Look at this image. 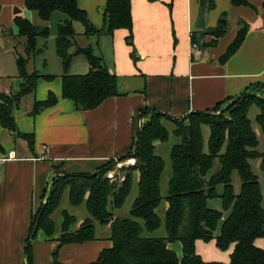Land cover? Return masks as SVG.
Instances as JSON below:
<instances>
[{
  "label": "crops",
  "instance_id": "1",
  "mask_svg": "<svg viewBox=\"0 0 264 264\" xmlns=\"http://www.w3.org/2000/svg\"><path fill=\"white\" fill-rule=\"evenodd\" d=\"M246 1L248 5L235 6L231 0H215L214 8L208 10L200 0H131L132 30L118 29L101 36L85 35L83 24L74 22L76 45L91 48L117 78L118 95L94 110H77L72 100L62 97V62L57 54H51V62L45 59L44 49L37 46L43 51L29 60L27 70L41 78L36 89L24 95L13 109L18 132L32 137L33 145L0 124V264H25L32 220L46 203L55 179L94 174L106 163L131 152L147 120L141 119V111L160 113L174 123L193 113L221 107L253 85L264 83V0ZM107 2L78 0L99 30L107 25ZM201 9L205 27L198 29ZM17 16L49 27L53 41L59 27L70 20L64 13L54 12L44 22L27 9L26 0H0V93L7 96L20 93L25 82L19 75L17 59L25 56L26 39L19 35ZM243 26L248 32L242 46L222 62ZM221 27L225 29L221 37L210 33ZM89 70L88 60L79 55L73 59L69 73L85 75ZM50 94L58 99L56 105L34 114L35 104L46 101ZM159 146L156 142L155 150ZM13 151L15 158L9 159ZM138 181L139 172H135L133 184L136 182L137 187ZM79 206L84 207L79 218L74 215L76 210L71 214L63 211L60 231L53 220L51 239L43 231L37 233L32 240L33 264H52L55 253L62 264H92L113 246L111 225L96 221L93 240L60 243L64 212L75 219L70 233H76L91 218L86 204ZM211 242L198 240L197 253L205 262L228 264L234 247L221 251L216 241ZM256 245L264 249V239L257 240ZM169 248L182 257L180 243Z\"/></svg>",
  "mask_w": 264,
  "mask_h": 264
},
{
  "label": "trees",
  "instance_id": "2",
  "mask_svg": "<svg viewBox=\"0 0 264 264\" xmlns=\"http://www.w3.org/2000/svg\"><path fill=\"white\" fill-rule=\"evenodd\" d=\"M200 1L203 9L210 10L215 6V0ZM231 2L235 6L248 5L246 0ZM26 7L36 12L44 22H48L54 12L64 13L70 18L59 27L56 38L57 55L64 69V99L72 100L77 110L89 111L118 95L117 78L106 69L102 58L91 48L76 45L73 23L83 24L87 36L112 34L118 29L131 31V0H108L105 8L107 25L100 30L89 21L78 0H26ZM16 25L19 35L26 39L25 56L17 59L19 75L25 82L15 96L0 93V124L28 140L32 146L33 138L18 132L13 109L24 95L36 89L41 76L36 72L28 73L27 65L43 51L37 48L38 40L48 39L50 29L36 26L21 16L16 17ZM247 32L246 26L239 30L222 62L228 61L240 49ZM210 33L219 38L225 29L217 28ZM79 55L86 57L90 70L85 75H71L69 70L73 59ZM250 89L233 98V104L219 114L215 113L220 108L217 106L211 111L193 113L184 120L174 121V134L180 143L174 145L170 153L173 174L166 196L165 237H146L144 231L154 233L162 226L157 209L163 201L161 179L165 162L155 153V143L168 141L170 133L163 124L166 116L143 110L141 119L147 120L138 131L133 148L128 155L119 158L120 162L130 158L135 160L134 165L122 168L126 174L122 182H112L107 178V173L115 166L114 160L94 174L64 175L54 180L46 203L32 220L25 248V264H33L32 240L39 231L49 239L53 237L55 224L52 215L66 190L71 204L79 206L85 203L91 218L76 233H70L69 228L75 219L64 212L62 245L93 240L95 221L111 225L113 246L104 250L92 264H226L205 262L196 250L198 240L205 243L215 240L221 251L233 246L228 264H264V249L256 245L257 240L264 239V194L252 167L253 161L260 160L264 172V151L258 149V134L249 118L251 107L257 106L256 123L264 136V83L255 84ZM57 101L55 95L50 94L46 101L35 104L33 113L53 107ZM203 126L210 129L207 149ZM135 172H139L138 196L130 211L131 218H115L114 210L122 208L131 194ZM234 173L241 181L238 194L233 183ZM219 187H222V193ZM215 199H221L222 212L210 207V201ZM138 220H142L144 226ZM175 243L182 245L181 258L169 248ZM52 264H62L57 253Z\"/></svg>",
  "mask_w": 264,
  "mask_h": 264
},
{
  "label": "rangeland",
  "instance_id": "3",
  "mask_svg": "<svg viewBox=\"0 0 264 264\" xmlns=\"http://www.w3.org/2000/svg\"><path fill=\"white\" fill-rule=\"evenodd\" d=\"M38 47L39 48H43L45 51V55L44 58L45 59H49V61L51 62V54L55 57L57 54L56 51V41L52 40V37L50 36V38L47 40L45 39H39L38 41ZM40 60V59H39ZM39 60L37 62H39ZM38 70H41V68H39ZM48 69H46L47 71ZM260 94V92H259ZM259 94H257L258 96H260ZM233 104V100L227 102L225 105L221 106L217 112H215L216 114H219L223 111H226L231 105ZM259 109L257 108V106H252L250 111H249V118L251 119L252 123H253V127L254 129H256V133L258 134V139L260 142L259 145V151H264V136L262 135L261 129L258 126V124L256 123V116L258 115ZM214 114V113H213ZM163 124L166 125L167 129L170 132V137L169 140L163 143H160V146L158 148H156L155 153L157 155H159L160 157L163 158L164 162H165V170L161 179V193L163 196V201L161 202L159 208L157 209V213L159 214V216L162 219V226L159 230L155 231L154 233H149L147 231H144V236L146 237H155V238H161V237H165L167 235L166 233V228H165V208L167 206V202H166V196L168 195V191H169V182L170 179L172 178V162H171V150L173 148L174 145L180 143V139L177 138L174 134V130L176 128V123H171L168 122L166 120L163 121ZM203 131V136H204V140H205V147L207 149L208 146V140L210 137V129L208 126H203L202 128ZM134 159L130 158L127 161L124 162H120L119 159L114 160L115 162V166L114 168L109 171L107 173V178H109L112 182H122L123 177L126 175L125 172L122 171L123 167H130L133 164H135V161L133 162ZM252 167H253V171L254 173L257 175L259 182L261 184L262 187V191L264 194V172L261 169V161L260 160H255L252 162ZM61 178V177H60ZM54 183V181H53ZM52 183V185H53ZM233 183H234V188H235V193L238 194L240 192V187H241V181L240 178L238 176L237 173H234L233 175ZM51 185V187H52ZM219 192L222 193V187H219ZM138 195V187H137V183L134 182L133 184V188L131 191L130 196L128 197L127 201L125 202V204L123 205L122 208L120 209H116L114 210V214L115 217L118 218H131L130 215V211L132 209L133 203L136 199ZM84 206V205H82ZM73 205L70 204L69 201V191L66 190L61 198V203L59 205V207L56 209V211L53 213L52 217L53 220L55 221L56 224V230L60 231V226L63 222V211H67L69 214H71L74 210H76V212L74 211V215L77 216V218L80 217V213L81 208L84 207H75ZM210 207L217 209L218 211H223V206H222V201L221 199H215L210 201ZM263 207H264V201H263ZM86 212V211H83ZM139 223L144 226V222L142 220H138ZM218 231H216L215 235L218 234ZM42 233V231H40ZM215 241V240H213ZM210 245L213 244V242L209 243Z\"/></svg>",
  "mask_w": 264,
  "mask_h": 264
},
{
  "label": "water",
  "instance_id": "4",
  "mask_svg": "<svg viewBox=\"0 0 264 264\" xmlns=\"http://www.w3.org/2000/svg\"><path fill=\"white\" fill-rule=\"evenodd\" d=\"M20 11L18 9L15 10V14H18ZM198 29H203L205 27V15H204V11L201 9L200 10V16L198 19V23L196 26Z\"/></svg>",
  "mask_w": 264,
  "mask_h": 264
},
{
  "label": "built area",
  "instance_id": "5",
  "mask_svg": "<svg viewBox=\"0 0 264 264\" xmlns=\"http://www.w3.org/2000/svg\"><path fill=\"white\" fill-rule=\"evenodd\" d=\"M187 122H188V120H187ZM8 158L9 159L15 158V152L13 151V152L9 153Z\"/></svg>",
  "mask_w": 264,
  "mask_h": 264
}]
</instances>
